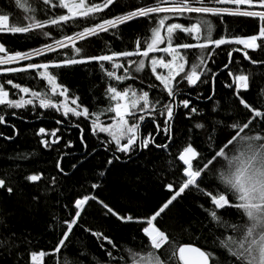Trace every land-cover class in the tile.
<instances>
[{
  "label": "snow or ice",
  "instance_id": "6c2138e0",
  "mask_svg": "<svg viewBox=\"0 0 264 264\" xmlns=\"http://www.w3.org/2000/svg\"><path fill=\"white\" fill-rule=\"evenodd\" d=\"M15 5L25 15L13 19L0 10V75L34 79L38 74L47 87L38 90L11 78L0 82V113L3 109L14 110L0 114V125L6 124L7 116L22 118L16 110L60 113L63 119L56 118L55 123L67 121L66 129L80 130L87 160L92 152L85 137L87 126L81 127V118L91 120L92 136L99 139L104 151H112L108 165L121 159L117 153L131 159L145 150L163 149L169 156L165 172L173 176L171 182L161 180L170 196L144 220L114 210L95 194L102 185L92 183L91 191L74 198L71 219L54 216L60 229L51 253L54 264H264V103L254 104L245 95L251 92L256 77L264 75V0H136L135 7L131 0H15ZM213 17L217 21L225 17L253 20L254 34H221ZM133 21L145 23L150 35L136 39L131 48L86 54L85 45L97 44L101 34L110 33L119 39L124 33L121 26H130ZM54 29L59 30L60 37L52 36ZM31 34L48 37L52 42L23 51L5 39ZM65 50L68 54L63 58H52L51 54L61 57ZM234 53H242L243 60L255 71L238 65ZM222 54L226 63L223 58L217 60ZM91 62L106 77L104 96L108 104L97 111H90L79 95L58 82L61 73L57 70ZM221 63L227 69L223 75L231 77V83L224 87L233 89L232 97L245 110L243 113L234 103L223 106L217 99L216 83L221 73L212 64L219 68ZM149 75L155 79L149 80L147 89L126 83L140 80L143 85ZM202 85L210 86L209 95H204ZM8 86L16 91L11 92ZM193 92L195 100L211 104L204 108L194 103ZM257 95H264V86L257 89ZM109 113L113 114L108 116L111 123H106L101 117ZM180 115L191 125L186 126L184 144L173 156L172 149L179 138L175 123ZM152 125L154 130L145 133L144 129ZM224 130L229 131V138L220 141ZM36 134L48 150L60 145L63 138L61 128L40 127ZM100 134H106L108 139H100ZM160 136L165 142L157 141ZM197 139L203 147L195 144ZM62 147L72 148L71 139ZM62 159H57L55 167L67 176L61 167ZM104 175L106 172L101 171L100 176ZM24 180L38 190L39 194L32 197L34 202L43 198L48 203L52 193L59 202L64 195L59 191L58 175L33 173ZM13 185L18 181L10 172L0 176V190L11 196L17 191ZM189 194L210 197V206L199 205L205 218L195 222L197 233L191 232L192 225L182 222L176 235L162 230L158 226L160 219L174 202H179L178 198ZM90 202L106 210L105 216L110 214L123 223H146L142 232L147 241L125 247L104 230L87 227L83 218ZM228 209H234V215ZM74 229H83L94 238L95 247L79 240ZM186 235L193 242L198 237L201 246L185 243ZM31 244L27 235L13 230L6 215H0V264H8L9 260L11 264H45L49 253L34 250Z\"/></svg>",
  "mask_w": 264,
  "mask_h": 264
},
{
  "label": "trees",
  "instance_id": "16d2710c",
  "mask_svg": "<svg viewBox=\"0 0 264 264\" xmlns=\"http://www.w3.org/2000/svg\"><path fill=\"white\" fill-rule=\"evenodd\" d=\"M132 6H136V0H131ZM0 10L7 12L13 19L17 16H23L25 13L15 5V0H0ZM114 12L118 11L113 9ZM103 15V14H101ZM217 24V31L221 34H227V31H232L235 34H254L256 23L248 18H232L225 17L217 21L212 18ZM226 21V22H224ZM187 23V21H184ZM124 28L123 35L117 39L109 34H101L97 39V44L85 45L88 55L108 54L109 48L115 51L117 48H131L134 47L136 39H142L144 35H150L148 28L143 22H130V26H121ZM53 37H60L58 29L52 30ZM107 37V39H105ZM11 45L16 50L29 51L33 47H43L44 42H52L48 37L42 35H18L6 36ZM230 47V46H225ZM242 47V46H240ZM67 50L62 53L61 57L51 54L53 59H61L66 55ZM156 55H163L158 53ZM234 57L238 65L255 71L247 61L243 60L242 53H234ZM227 62V58L217 57V60ZM43 59V58H39ZM15 66V65H13ZM110 68V65L106 64ZM216 72L221 75L217 77L216 91L218 93V101L221 105L227 106L228 103H234L241 113L245 110L239 106L238 101L232 97L233 89L224 87L225 83H231V77H225L223 73L227 69L223 68V63L217 68L216 64H212ZM231 67V65H230ZM2 68V67H0ZM61 73L58 82H62L64 86L70 89V92L81 97L82 102L89 106L90 111H97L107 106L108 101L104 96L106 88V77L100 72L98 65L91 62L85 65L69 66L57 70ZM150 72V68L148 69ZM6 78H11L14 82L26 83L34 89L44 90L47 87V82L39 79L38 74L36 78L26 76L21 79L20 75L7 74L0 75V82ZM155 78L150 76L145 79L143 85L140 80L135 83L126 82L128 86L134 88L147 89L149 80ZM156 83H159L156 81ZM264 86V75L257 76L256 81L252 85L250 93L245 94L247 99L254 104L264 103V95H257V89ZM10 89V86H8ZM204 95L210 94V86L202 85ZM234 88V85H233ZM15 92L16 90H11ZM191 92V89H187ZM194 103L201 107L207 108L211 101L195 100V93H192ZM62 99V98H61ZM11 109H3L2 113L12 112ZM20 113L22 118L17 115L7 116L6 124L0 125V176L5 172L12 174V179L18 181V185H13L17 191L11 196L3 190H0V215H6L11 223L13 230L17 233L27 235L31 240V248L34 250H44L49 253L45 257V264H54L51 253L54 251L59 236L60 229L57 225V218L71 219L70 213L74 210L71 204L74 198L85 194L86 191H91L90 185L92 183H100L102 186L95 191V194L108 203L114 210L122 214H131L134 217L144 220L153 214L158 207L166 201L170 193L164 188L161 180L164 182H171L173 176L165 172L167 167L166 160L169 159L168 153L163 149H152L140 152L139 155H133L128 159L122 153H117L121 157L119 161H114L113 164L108 165L107 160L112 158V151H104L99 143V139L91 134V120L83 121L81 118V127H86L85 137L89 145V151L92 155L87 160L84 158L83 145L80 143V130L78 128L66 129L65 124L57 125L56 118L63 119L60 113L53 115H46L45 110H16ZM183 111V110H181ZM108 115L101 118L109 123L111 120ZM221 115L225 120L227 116ZM75 122V118H73ZM189 121L184 115H180L176 120L175 128L178 133V139L172 149V155L175 156L177 149L182 148L184 144L183 135L186 134V126H190ZM40 127H45L48 130L61 128L63 138L60 145H54L53 150L45 149L40 143L41 137L36 133ZM154 130V125L144 132ZM18 132V135H17ZM58 136L61 133H57ZM5 136L12 137V139H5ZM229 138V131L224 130L219 137L220 141H226ZM69 139L73 143L72 148L62 147ZM100 139H108L106 134H100ZM158 142H165L163 136L157 137ZM199 147H203L200 139L195 141ZM114 148V145L110 146ZM63 157L61 160V167L68 173L67 176L58 173L55 163L57 159ZM182 163V162H180ZM195 163V162H194ZM73 165H76L73 168ZM105 171L106 175L100 176V172ZM44 173L45 177L50 175H58L60 177L59 191L64 193L57 202L55 193L50 195L48 203L41 198L39 202H34L33 195H38L37 188L24 180L28 174ZM182 176V171L180 173ZM39 183V182H38ZM179 202H174V206H170L171 210L167 215H163L158 226L172 235H176L180 231V223L185 225H192L191 232L197 233L195 222L205 218L204 210L199 206L204 203L210 206V197L186 195L183 198H178ZM68 204L69 207L64 205ZM91 207H86V216L83 218V223L92 229L104 230L105 233L114 239L117 244L125 247L135 244H140L142 241L146 242L147 238L143 236L142 228L146 223H123L115 217L104 215V210L100 205L90 202ZM228 213H235L234 209H228ZM66 228V225H65ZM76 237L83 240L85 243L95 247L92 244L94 238L89 234L84 233L83 229H74ZM185 243H192L193 246H201V241L197 237L195 242L185 236ZM58 258V257H57ZM25 259H28L27 254ZM8 264H11L9 260Z\"/></svg>",
  "mask_w": 264,
  "mask_h": 264
},
{
  "label": "rangeland",
  "instance_id": "374dc122",
  "mask_svg": "<svg viewBox=\"0 0 264 264\" xmlns=\"http://www.w3.org/2000/svg\"><path fill=\"white\" fill-rule=\"evenodd\" d=\"M0 67H3V66H0ZM158 71L163 72V71H165V70H163V69H158ZM109 123H111V122H109Z\"/></svg>",
  "mask_w": 264,
  "mask_h": 264
}]
</instances>
